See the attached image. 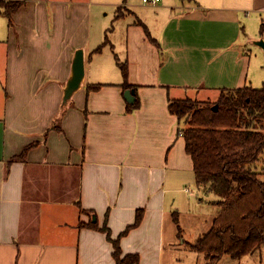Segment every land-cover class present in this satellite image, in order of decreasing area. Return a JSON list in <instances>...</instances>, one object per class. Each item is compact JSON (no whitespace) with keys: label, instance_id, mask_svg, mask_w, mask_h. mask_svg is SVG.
I'll return each instance as SVG.
<instances>
[{"label":"crops","instance_id":"crops-1","mask_svg":"<svg viewBox=\"0 0 264 264\" xmlns=\"http://www.w3.org/2000/svg\"><path fill=\"white\" fill-rule=\"evenodd\" d=\"M1 1L11 0H0V264H115L101 227L117 239L140 209L141 223L120 239L123 255L165 264L190 185L205 189L169 101H214L223 88L252 85L243 17L264 13V0L142 1L127 12L114 1L112 39L92 16L94 0H22L10 16ZM79 47L85 82L59 116ZM118 61L128 63L126 80Z\"/></svg>","mask_w":264,"mask_h":264},{"label":"trees","instance_id":"trees-1","mask_svg":"<svg viewBox=\"0 0 264 264\" xmlns=\"http://www.w3.org/2000/svg\"><path fill=\"white\" fill-rule=\"evenodd\" d=\"M22 3L1 1V7L10 16ZM104 45L94 51H101ZM118 65L126 80L127 61H118ZM169 110L183 125L181 135L194 162L197 184L214 193L211 203L220 207L209 230L192 243L193 249L205 255V264H217L225 255L241 257L256 252L264 246V172L256 168L264 160V84L223 88L214 101L170 99ZM32 145L10 161L24 158ZM142 219L140 209L135 222L117 239L111 238L106 224L101 227L114 245L115 264H139L138 254L123 255L120 239ZM90 224L98 227L97 221Z\"/></svg>","mask_w":264,"mask_h":264},{"label":"rangeland","instance_id":"rangeland-1","mask_svg":"<svg viewBox=\"0 0 264 264\" xmlns=\"http://www.w3.org/2000/svg\"><path fill=\"white\" fill-rule=\"evenodd\" d=\"M101 4H97L98 2ZM114 1H119L122 6L123 12H127V8L135 10V7L131 6L132 3H141L143 0H94L92 2V16L96 17L104 24L108 29L110 28L108 35L112 39L113 34H117L116 31L112 32V28L116 26V16L120 12L115 8L119 4H115ZM201 2L203 4L218 3V2H232L234 0H193ZM149 16L152 15L149 9H145ZM133 14V13H132ZM131 14V16H132ZM245 14V13H244ZM250 18L245 15L243 20L250 26L251 32H248L246 37V43L248 48H252L251 56L252 63L250 66V81L255 87H261L264 84V50L252 40H258L264 38V13H255L249 10ZM256 15V18L251 23L249 20ZM128 17L127 19H129ZM127 19L118 21L117 24L126 26ZM96 24V21L94 22ZM103 37V36H102ZM102 37L100 42L103 41ZM97 43V44H98ZM96 44V45H97ZM111 45H107L109 47ZM118 46L125 47V34L118 32ZM110 52V51H108ZM211 98H216L218 94L210 95ZM200 97V96H198ZM203 97V96H202ZM4 98V95L0 93V99ZM186 120V118H183ZM256 168L264 172V160L256 165ZM264 177V175H263ZM190 188L196 189L192 203H185L181 208L177 220H173L176 226V231L168 244L165 255V264H205V255L192 247V243L198 238V236L209 230L213 223L214 217L219 213L220 207L217 204H212L211 201L216 198V195L212 192H204L205 189L200 191L195 185H190ZM201 199V200H200ZM176 222V224H175ZM256 260L255 262L253 261ZM217 264H264V246L254 252V255H243L241 257H232L230 255L223 256Z\"/></svg>","mask_w":264,"mask_h":264},{"label":"water","instance_id":"water-1","mask_svg":"<svg viewBox=\"0 0 264 264\" xmlns=\"http://www.w3.org/2000/svg\"><path fill=\"white\" fill-rule=\"evenodd\" d=\"M252 41H254L257 45L262 47V49L264 50V38H260L258 40L254 39ZM85 77H86L85 50L83 47H79L76 50L75 55L73 57L71 72L64 86V94H63V100L61 102L59 116H61L62 113L65 111V109L71 104L75 93L84 85ZM125 98L128 101V103L134 104L136 100L135 89L134 88L126 89ZM94 220H96V218H94Z\"/></svg>","mask_w":264,"mask_h":264},{"label":"built area","instance_id":"built-area-1","mask_svg":"<svg viewBox=\"0 0 264 264\" xmlns=\"http://www.w3.org/2000/svg\"><path fill=\"white\" fill-rule=\"evenodd\" d=\"M144 2H147V3H156L158 2L159 0H143ZM182 134V133H180Z\"/></svg>","mask_w":264,"mask_h":264}]
</instances>
